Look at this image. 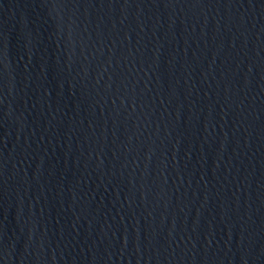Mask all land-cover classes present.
Masks as SVG:
<instances>
[{
  "label": "water",
  "instance_id": "95a60500",
  "mask_svg": "<svg viewBox=\"0 0 264 264\" xmlns=\"http://www.w3.org/2000/svg\"><path fill=\"white\" fill-rule=\"evenodd\" d=\"M0 264H264V0H0Z\"/></svg>",
  "mask_w": 264,
  "mask_h": 264
}]
</instances>
